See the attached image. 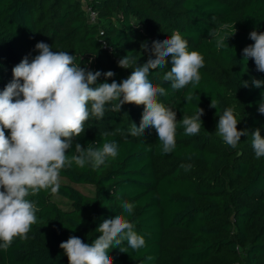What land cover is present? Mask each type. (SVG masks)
Masks as SVG:
<instances>
[{
	"label": "trees",
	"instance_id": "obj_1",
	"mask_svg": "<svg viewBox=\"0 0 264 264\" xmlns=\"http://www.w3.org/2000/svg\"><path fill=\"white\" fill-rule=\"evenodd\" d=\"M87 7L96 13L95 23L88 22L79 0H0V91L13 79L14 66L38 54V42L76 56L81 67L113 71L112 79L120 82L132 72L118 66L120 58H135L134 69L149 57L143 43L150 49L153 41L179 32L189 51L204 57L199 84L173 90L163 80L171 57L163 69L152 70L149 80L166 89L158 101L176 111L178 121L203 108V126L189 136L178 124L176 147L164 154L154 127L130 134L133 122H141L143 105L113 111L118 102L106 104L102 118L92 116L85 123L68 156L76 154L75 143L101 148L106 140L118 144V155L95 170L73 162L61 171L57 193L41 190L27 197L39 209L37 222L26 239L14 238L7 250L0 248V264H69L60 244L73 235L93 242L99 225L117 214L134 225L146 245L133 250L125 241L120 247L127 253L110 248L114 264H264V157H255L251 134L232 148L216 132L219 115L234 107L238 130L259 128L264 137V115L258 112L264 87L252 85L253 78L264 81V73L254 60L243 64V49L254 43L249 34L264 33V0H87ZM221 25L235 35L229 47L217 49L209 31ZM244 81L249 87L242 86ZM103 82L101 76L97 85ZM189 93L191 102L185 100ZM212 99L217 109L210 107ZM105 132L116 134L105 137ZM124 202L134 204L132 214L124 213Z\"/></svg>",
	"mask_w": 264,
	"mask_h": 264
},
{
	"label": "clouds",
	"instance_id": "obj_2",
	"mask_svg": "<svg viewBox=\"0 0 264 264\" xmlns=\"http://www.w3.org/2000/svg\"><path fill=\"white\" fill-rule=\"evenodd\" d=\"M228 27L221 25L209 31L217 49L229 47L227 42L235 33L229 36L224 31ZM249 38L254 43L243 49V64L247 67L248 60H254L256 70L264 73V33L254 30ZM141 48L149 53L142 65L131 68L136 60L129 54L119 59L120 68L132 69L131 75L120 82L112 79L113 71L102 73L81 67L75 63L76 56L67 51H54L53 46L44 42L35 45L37 55L25 56L13 67V79L0 91V248L7 250L14 238L26 239L31 226L37 222L39 209L27 197L41 190L57 193L61 171L71 167L73 162L79 167L91 164L95 170L104 165L108 157L118 155V144L106 140L101 148H94L90 143L85 149L75 143L76 154L68 156L74 139L84 133L85 123L92 116L102 118L106 104L117 101L113 111H121L125 104L143 105L141 122L138 126L133 122L130 134L139 136L154 127L164 154L171 153L176 147L178 124H182L185 135L200 132L204 109L198 107L194 115L183 116L182 121H178L176 111L158 101L159 96L167 94L166 89L155 86L149 76L152 70L167 66L171 57V70L166 72L163 80L171 82L173 90L189 84L195 88L201 80L203 55L189 51L188 41L179 32L167 39L153 41L150 49L147 42ZM101 76L105 77V82L97 85ZM109 79H112L111 83L107 82ZM252 85L262 88L264 81L253 78ZM242 86L247 88L249 84L244 81ZM193 98L190 93L185 96L187 102ZM210 107L217 109L214 99ZM258 112L264 115V100L259 102ZM239 123L235 108L228 107L219 115L216 132L232 148L238 145L242 136L251 134L255 157H264L261 129L240 131ZM115 134L105 132L104 136ZM181 167L187 170L191 165L181 164ZM122 207L124 213L132 214L135 206L124 202ZM133 229L134 225L123 214H117L99 225L96 232L100 235L93 242L85 243L73 235L62 242L60 248L69 264H114L110 248L127 253V248L120 247L125 241L133 250L145 247L144 236ZM152 259L147 257L149 261Z\"/></svg>",
	"mask_w": 264,
	"mask_h": 264
},
{
	"label": "built area",
	"instance_id": "obj_3",
	"mask_svg": "<svg viewBox=\"0 0 264 264\" xmlns=\"http://www.w3.org/2000/svg\"><path fill=\"white\" fill-rule=\"evenodd\" d=\"M79 1L83 3V6L87 14L88 22L95 23L97 21V15L91 8L87 7V0H79ZM108 52H110V49H108Z\"/></svg>",
	"mask_w": 264,
	"mask_h": 264
},
{
	"label": "rangeland",
	"instance_id": "obj_4",
	"mask_svg": "<svg viewBox=\"0 0 264 264\" xmlns=\"http://www.w3.org/2000/svg\"><path fill=\"white\" fill-rule=\"evenodd\" d=\"M74 187L84 194H91L93 192L92 188H90L88 186H74ZM54 200L58 201L60 203V205H64L63 203H65L64 200H62L61 198H58V197H54Z\"/></svg>",
	"mask_w": 264,
	"mask_h": 264
}]
</instances>
